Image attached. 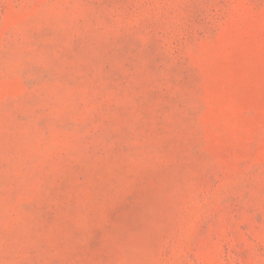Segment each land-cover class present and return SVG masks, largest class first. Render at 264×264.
Wrapping results in <instances>:
<instances>
[{
  "label": "rangeland",
  "instance_id": "374dc122",
  "mask_svg": "<svg viewBox=\"0 0 264 264\" xmlns=\"http://www.w3.org/2000/svg\"><path fill=\"white\" fill-rule=\"evenodd\" d=\"M0 264H264V0H0Z\"/></svg>",
  "mask_w": 264,
  "mask_h": 264
}]
</instances>
